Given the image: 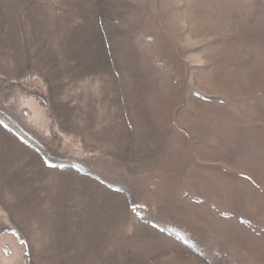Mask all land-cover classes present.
I'll return each instance as SVG.
<instances>
[{"label": "rangeland", "instance_id": "rangeland-1", "mask_svg": "<svg viewBox=\"0 0 264 264\" xmlns=\"http://www.w3.org/2000/svg\"><path fill=\"white\" fill-rule=\"evenodd\" d=\"M0 264H264V0H0Z\"/></svg>", "mask_w": 264, "mask_h": 264}, {"label": "bare ground", "instance_id": "bare-ground-1", "mask_svg": "<svg viewBox=\"0 0 264 264\" xmlns=\"http://www.w3.org/2000/svg\"><path fill=\"white\" fill-rule=\"evenodd\" d=\"M22 166H23V165H22ZM38 183H39V182H38ZM41 185H42V184L39 185V188H40V189L43 188V187H42L43 185H42V186H41ZM48 187H50V185H49ZM48 187H47V188H48Z\"/></svg>", "mask_w": 264, "mask_h": 264}]
</instances>
